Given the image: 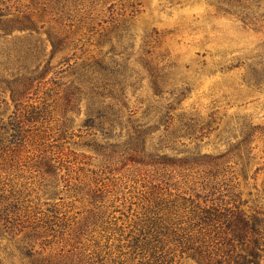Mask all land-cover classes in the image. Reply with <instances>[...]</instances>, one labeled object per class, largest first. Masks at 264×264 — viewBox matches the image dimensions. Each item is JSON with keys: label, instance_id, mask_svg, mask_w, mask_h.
<instances>
[{"label": "trees", "instance_id": "trees-1", "mask_svg": "<svg viewBox=\"0 0 264 264\" xmlns=\"http://www.w3.org/2000/svg\"><path fill=\"white\" fill-rule=\"evenodd\" d=\"M104 1L45 0L41 13L49 10L58 24L44 31L45 38L29 14L13 16L0 9V171L7 174L0 179V239L14 243L22 264H182L183 259L264 264V199L249 203L236 182L259 172L251 168L250 145L263 129L243 120L218 135L224 150L202 152L200 143L218 130L215 114L181 111L189 84L176 87L171 65L146 59L150 50L132 60L134 38L126 26L117 24L108 32L100 23L98 31L91 27L107 51L97 58L77 57L76 43L62 28L81 26V18L71 13L83 11L85 2L93 7ZM91 10L84 12L89 16ZM240 20L252 23L247 13ZM144 81L153 101L135 106L131 97ZM39 89L45 97L36 104L32 96ZM6 96L13 110L4 116ZM53 96L61 111L53 142L78 132L88 138L86 147L105 160L90 171L87 183L60 174L61 164L48 154L54 136L47 124L56 122ZM27 144H35L31 169L41 189V196L33 198L10 179L22 178L15 158ZM113 159L149 167L144 189L129 191L127 198L113 196L114 184L107 183L114 181ZM175 177L193 182L188 191L178 190ZM63 192L85 202L82 219L62 210ZM58 242L65 249L44 255ZM14 257L10 251L11 264ZM0 264L5 263L0 259Z\"/></svg>", "mask_w": 264, "mask_h": 264}, {"label": "rangeland", "instance_id": "rangeland-1", "mask_svg": "<svg viewBox=\"0 0 264 264\" xmlns=\"http://www.w3.org/2000/svg\"><path fill=\"white\" fill-rule=\"evenodd\" d=\"M237 1L105 0L93 7L85 2L84 10L92 9V15L88 16L84 10H80L79 14L71 13L77 20L81 18L82 24L70 30L63 27L62 31H67L68 37L76 43V56L84 60L100 57V52L107 51L106 46L97 44L99 35L90 32L91 27L98 31L100 23L106 29L105 32H108L117 24L126 26L134 38L132 60L146 56L144 51L150 50L146 59L159 66L170 64L168 71L172 83L181 87L187 82L190 87L189 94L180 103V110L201 117L212 112L215 114L218 130L210 133L200 143L202 152L215 154L224 150L226 146L218 137L225 135L226 130L243 120L263 129L250 145L253 148L251 168H260L259 172L254 179L249 178L244 182L239 177L236 181L243 198H249V203H252L264 199V0ZM45 3V0H0V9L13 16L29 14L36 27H43L40 33L45 38L46 29L58 28L53 20V13L49 10L41 13L43 5L47 6ZM131 4L136 5L130 7ZM111 5L113 8L108 11ZM243 13L250 16L252 23L245 25L241 22L240 15ZM135 65L140 68L137 63ZM32 97V102L37 104L45 97L44 89H39ZM5 98L9 104L1 109L4 116H7L13 107L9 97ZM53 99L55 110L51 117L56 122L47 124L52 129L49 133L54 136L50 140L53 147L48 154L53 155L58 164H61L60 174H66L71 182L87 183L93 176L90 171L101 168L100 163L105 160L86 147L88 138L78 137V132L69 140L53 142L57 137V120L61 117L57 96H53ZM152 99V91L144 81L140 91L131 97V103L138 106L139 101H153ZM79 122L80 118H76L75 123ZM15 160L16 167L20 169L17 172L22 178L11 176L12 186L29 193L31 198L41 196L38 180L31 169L36 162L35 144H27ZM112 163V168H116L111 175L114 181L107 183L110 188L114 184L113 196L127 198L129 191L139 192L144 189L142 187L149 180L146 172L149 167L131 163L124 165L119 159H113ZM6 176L0 171L1 180H5ZM175 182L180 192L188 191L193 183L180 177L172 180V183ZM248 193L251 195L248 196ZM61 197L62 210L68 212L69 216H75L76 220L85 216L84 211L87 209L84 201L74 200L66 192L61 193ZM56 202H60L59 199ZM62 247L65 249L63 242L50 245L45 249L44 255L55 254ZM10 251L16 255L12 263L22 264L17 258L14 243L0 239V259L5 264H11L8 259ZM181 263L195 264L185 259Z\"/></svg>", "mask_w": 264, "mask_h": 264}]
</instances>
